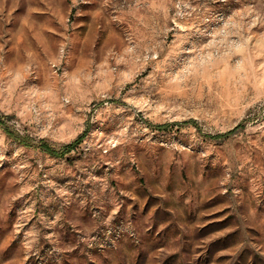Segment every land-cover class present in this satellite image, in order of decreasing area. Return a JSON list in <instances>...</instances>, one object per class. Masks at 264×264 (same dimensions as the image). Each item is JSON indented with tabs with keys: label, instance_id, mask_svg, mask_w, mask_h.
<instances>
[{
	"label": "rangeland",
	"instance_id": "374dc122",
	"mask_svg": "<svg viewBox=\"0 0 264 264\" xmlns=\"http://www.w3.org/2000/svg\"><path fill=\"white\" fill-rule=\"evenodd\" d=\"M0 118V264H264V0H0Z\"/></svg>",
	"mask_w": 264,
	"mask_h": 264
},
{
	"label": "trees",
	"instance_id": "16d2710c",
	"mask_svg": "<svg viewBox=\"0 0 264 264\" xmlns=\"http://www.w3.org/2000/svg\"><path fill=\"white\" fill-rule=\"evenodd\" d=\"M3 123V121L1 120V118H0V124H2ZM167 124H160V125H156V128L157 129H165V128H167ZM239 126V125H238ZM234 129H232V130H230V131H228V133H224L225 135H227V134H229V133H231L232 131H233ZM80 140L79 139H76L75 141H73V142H71V143H68V144H66L65 145V151L64 152H67V151H70L71 150V148H73L74 146H76V144H78V142H79ZM40 148L43 150V151H45L46 153H48V154H50V155H52V156H58V155H60V154H62L60 151H57L56 149H53V148H51V147H49L47 144H41L40 145Z\"/></svg>",
	"mask_w": 264,
	"mask_h": 264
}]
</instances>
